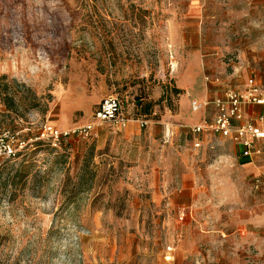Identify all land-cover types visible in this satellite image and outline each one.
<instances>
[{"label":"rangeland","instance_id":"rangeland-1","mask_svg":"<svg viewBox=\"0 0 264 264\" xmlns=\"http://www.w3.org/2000/svg\"><path fill=\"white\" fill-rule=\"evenodd\" d=\"M235 68L264 81V0H0L17 150L0 158V264H264V189L231 142L187 134ZM110 95L136 128L37 139L90 125Z\"/></svg>","mask_w":264,"mask_h":264},{"label":"built area","instance_id":"built-area-1","mask_svg":"<svg viewBox=\"0 0 264 264\" xmlns=\"http://www.w3.org/2000/svg\"><path fill=\"white\" fill-rule=\"evenodd\" d=\"M215 115L210 121H203L188 128L189 134L195 138L194 147L200 146L197 138L201 135H218L230 140L241 148V156L252 159L262 154L257 143L264 141V117L258 118L256 124L243 122L242 108L245 106H264V84L249 79L242 91L229 90L222 98L212 102ZM121 101L117 96L110 95L101 100L94 112L90 125L69 132H59L51 126H44L39 132V141H45L54 148L61 144L62 138L70 134H79L87 137L93 131L94 124H115L124 128L128 120L121 113ZM145 122H140L144 126ZM15 135L5 131L0 126V158L11 160L16 157L17 150L14 145ZM36 139V140H37ZM23 143H20L21 145ZM17 145V142H16ZM20 147V146H19ZM252 188L255 192L264 189V180L257 176L252 179Z\"/></svg>","mask_w":264,"mask_h":264},{"label":"crops","instance_id":"crops-1","mask_svg":"<svg viewBox=\"0 0 264 264\" xmlns=\"http://www.w3.org/2000/svg\"><path fill=\"white\" fill-rule=\"evenodd\" d=\"M240 75H241V72H238L237 68H235V72L231 75V77H234V79H235L233 81V85L225 86L222 89V92L220 94L216 95L209 103L205 104V106H208L210 108L209 109V116H208V118L204 117L200 122H198L195 125H198L205 120L206 121L212 120V118L214 117L215 112H216L215 107L213 106L212 102H214L216 99L222 98L224 96L225 92H227L229 90L242 91L244 89L246 82L249 79L254 80L256 83L264 84V81H262L259 78H255V77H245L241 80H238V79L242 78ZM235 77H237V78H235ZM204 82H205L206 86H208V85L217 86V85H220V83H221L220 79L216 75L205 77ZM201 109H203V108H199L198 111L199 110L201 111ZM242 112H243V122H249L252 124H256V122L258 121V118L264 117V106H245L242 108ZM195 125H193V126H195ZM126 126H128L130 129L136 128V126H134L133 122L130 123V121L127 122ZM187 134L190 137L191 146L193 148H195L194 147V139L195 138H193L189 134L188 131H187ZM216 137L223 138L221 136L212 135V134L199 136V138H197L199 141V144H200V146L198 148H200V149L201 148L202 149H206V148L212 149L213 146H212L211 139L216 138ZM223 139L225 141L231 142L230 140H228L226 138H223ZM233 146L235 147V149L239 153V163L241 164V166H248L247 167L248 170L251 171L249 174V186H250L251 190L253 191L252 179L259 176L264 180V141L257 143V147L263 151L262 154L259 156H254L252 159L243 158L241 156V148L235 144H233ZM198 148H195V149H198ZM192 191H193V188H191L189 190V193H192ZM261 191H263V190H261ZM253 192H255V191H253ZM255 193H258V192H255ZM262 253H264V249L262 250Z\"/></svg>","mask_w":264,"mask_h":264},{"label":"trees","instance_id":"trees-1","mask_svg":"<svg viewBox=\"0 0 264 264\" xmlns=\"http://www.w3.org/2000/svg\"><path fill=\"white\" fill-rule=\"evenodd\" d=\"M137 105H138V103H137Z\"/></svg>","mask_w":264,"mask_h":264}]
</instances>
